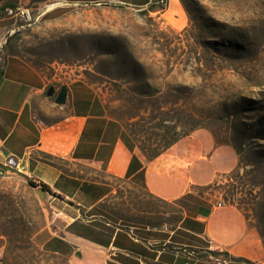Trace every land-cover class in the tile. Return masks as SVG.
<instances>
[{
  "label": "crops",
  "instance_id": "crops-1",
  "mask_svg": "<svg viewBox=\"0 0 264 264\" xmlns=\"http://www.w3.org/2000/svg\"><path fill=\"white\" fill-rule=\"evenodd\" d=\"M15 24L0 15V164L10 173L0 179V253L12 245L9 224L23 214L29 239L70 264H260L259 234L243 211L194 190L235 168L233 148L181 139L147 158L94 112L87 84L53 87L12 50ZM20 184L39 221L25 213ZM158 202L181 217L172 220L175 212Z\"/></svg>",
  "mask_w": 264,
  "mask_h": 264
},
{
  "label": "rangeland",
  "instance_id": "rangeland-1",
  "mask_svg": "<svg viewBox=\"0 0 264 264\" xmlns=\"http://www.w3.org/2000/svg\"><path fill=\"white\" fill-rule=\"evenodd\" d=\"M0 15L16 19L12 50L53 87L87 84L94 112L112 119L129 145L161 134L164 118L189 133L182 142L206 137L233 148L207 127L191 130L194 112L219 140L243 145V163L236 153L235 168L194 190L241 209L264 252V0H0ZM160 103L166 114L143 113ZM19 186L25 213L39 221ZM157 204L176 220L175 207ZM26 217L9 224L12 245L0 264H70L29 239Z\"/></svg>",
  "mask_w": 264,
  "mask_h": 264
},
{
  "label": "trees",
  "instance_id": "trees-1",
  "mask_svg": "<svg viewBox=\"0 0 264 264\" xmlns=\"http://www.w3.org/2000/svg\"><path fill=\"white\" fill-rule=\"evenodd\" d=\"M173 105H177V107L180 108L179 101L175 102ZM166 108H167L166 104H161V103L155 104L152 106V109H149V108L143 109V113H146L147 116L151 114L156 119L159 116L166 114V112H167ZM195 113L196 112H194V115L190 114V117L192 119H194V121H195V123L191 127V130L196 129L197 127H207L213 133L217 143H219V144H231L232 147L234 148L235 152L239 156L240 163H243L241 160V155L245 151L243 145L235 144L233 142L230 143L228 141L219 140L217 138L216 134L214 133V131L212 130V128H210L205 123L199 122L200 114H198V113L195 114ZM136 116H138V115H136ZM140 117H143V119L145 118L143 116V114H141ZM165 121H166V119L161 118L160 123L156 125L157 129L161 130V134H155V135H157V137H155V138H153L152 135H150L147 138V140H145L144 144H142V145L136 144L141 149V151L146 155V157L149 159L157 157L158 155H160L161 153L166 151L168 148H170L173 144H175L176 142H178L182 138L189 135L188 132H185V131L178 132L177 131L178 128L182 129V126L180 124L179 125L174 124L173 126H169L165 123ZM126 142L129 144V140H126ZM29 183L31 186H37V184L31 180H29ZM41 186L44 190L47 189L44 184H41ZM179 217H181V216H178L177 218H179ZM259 233H260V235L264 241L263 232H261V230H259ZM232 259L237 260V261H244V262L250 263V261H248L247 259H243L241 257L232 258Z\"/></svg>",
  "mask_w": 264,
  "mask_h": 264
},
{
  "label": "water",
  "instance_id": "water-1",
  "mask_svg": "<svg viewBox=\"0 0 264 264\" xmlns=\"http://www.w3.org/2000/svg\"><path fill=\"white\" fill-rule=\"evenodd\" d=\"M53 92V89L50 88L49 89V94H51ZM65 96H66V88L65 87H62L61 90L59 91V94L57 96V101L61 102L65 99ZM15 164V162H13ZM42 190H44L42 188Z\"/></svg>",
  "mask_w": 264,
  "mask_h": 264
},
{
  "label": "built area",
  "instance_id": "built-area-1",
  "mask_svg": "<svg viewBox=\"0 0 264 264\" xmlns=\"http://www.w3.org/2000/svg\"><path fill=\"white\" fill-rule=\"evenodd\" d=\"M9 175H10V173H9V170L7 169V167L0 164V179L5 178ZM222 204H223V202L218 203L219 206H221Z\"/></svg>",
  "mask_w": 264,
  "mask_h": 264
}]
</instances>
